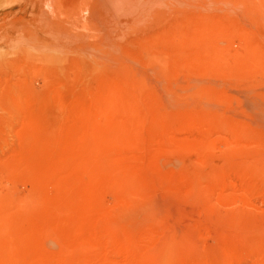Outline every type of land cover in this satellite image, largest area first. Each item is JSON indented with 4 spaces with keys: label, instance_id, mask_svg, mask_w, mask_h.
Returning a JSON list of instances; mask_svg holds the SVG:
<instances>
[{
    "label": "rangeland",
    "instance_id": "374dc122",
    "mask_svg": "<svg viewBox=\"0 0 264 264\" xmlns=\"http://www.w3.org/2000/svg\"><path fill=\"white\" fill-rule=\"evenodd\" d=\"M0 264H264V0H0Z\"/></svg>",
    "mask_w": 264,
    "mask_h": 264
},
{
    "label": "bare ground",
    "instance_id": "6f19581e",
    "mask_svg": "<svg viewBox=\"0 0 264 264\" xmlns=\"http://www.w3.org/2000/svg\"><path fill=\"white\" fill-rule=\"evenodd\" d=\"M45 5H46V4H45ZM51 6H52V5H51ZM57 8H58V6H57ZM48 9H49V8H48ZM48 14H49V13H48ZM48 14H47V15H48ZM55 14H56V13H55ZM60 14H61V13H60ZM60 14H59V15H60ZM53 15H54V14H53ZM57 16H58V14H57ZM60 16H61V15H60ZM60 16H58V17L60 18ZM52 18H53V17H52ZM59 18H58V19H59ZM54 19H55V18H54Z\"/></svg>",
    "mask_w": 264,
    "mask_h": 264
}]
</instances>
